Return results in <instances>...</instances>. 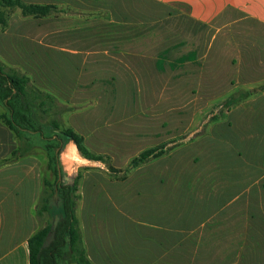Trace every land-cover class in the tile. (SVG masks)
Returning <instances> with one entry per match:
<instances>
[{
    "label": "rangeland",
    "instance_id": "obj_1",
    "mask_svg": "<svg viewBox=\"0 0 264 264\" xmlns=\"http://www.w3.org/2000/svg\"><path fill=\"white\" fill-rule=\"evenodd\" d=\"M62 8L68 13L42 20L22 18L15 10L0 31L5 33L0 48L27 70L0 62L69 101L65 104L74 110L64 117L67 125L83 136L86 148L109 156L114 168H124L144 149L187 135L180 147L122 181L92 162L79 169L76 216L92 261L105 246L107 264H264V92L211 122L221 113L219 100L233 90L264 89V71L253 72L264 65V52L263 58L251 53L257 44L264 51V31L245 21L223 30L152 19L146 25L152 45L162 43L154 38L173 35L166 43L182 38L184 50L177 64L159 61L166 73L158 76L149 57H130L128 71L124 50L116 52L122 68L92 55L101 49L108 56L115 41L105 12ZM117 43L126 47V41ZM241 60L250 64L246 72ZM30 140L40 141L37 135ZM70 144L61 150L64 157ZM42 145L31 149L41 160V188L42 178L55 181ZM62 163L76 167L67 159ZM59 173L64 184L76 176H66L60 167ZM39 221L40 227L47 222Z\"/></svg>",
    "mask_w": 264,
    "mask_h": 264
},
{
    "label": "crops",
    "instance_id": "obj_2",
    "mask_svg": "<svg viewBox=\"0 0 264 264\" xmlns=\"http://www.w3.org/2000/svg\"><path fill=\"white\" fill-rule=\"evenodd\" d=\"M22 1L33 4L53 5L59 8L68 7L70 9L81 10L82 12H105L109 18V22L112 24L111 38L115 40L111 42L112 52L110 50V53L107 56L103 53V50L97 49L94 50V54L92 55L103 57V60H106L104 58H107L108 60H111L112 64L115 62L119 68H122V66L118 65L116 52L124 50L127 52L128 58L126 61L127 66L123 67H126L127 69L130 57H149L153 64L152 67L153 69L155 68L156 75L158 76H162L164 75L163 73H166L161 72L160 63L162 62L159 61L162 60L163 63L167 64L171 63V61L173 63L174 61L173 64H177V62L184 56V50H181L182 44L180 41H182V38L177 42L170 44L166 43L172 41V38L175 37L173 35L168 38L163 37V39L161 36L158 39L154 38V40L161 41L162 43L152 45L148 39L150 37L151 41L152 38L148 27H146V25L152 24V19H154L153 23H159V25H161L162 22H171V24L176 22V25L190 24L192 27L191 29H194L193 26L195 29H198L200 26L210 27L213 25L214 27L221 26L223 30L234 24L237 25L240 21H245L248 24H254L260 28L262 34L264 31V0ZM152 13H154L156 17L152 18ZM48 17L36 18V20H42ZM136 25H140L137 30ZM169 31L173 33L172 28ZM1 34L2 37L5 36V33H0V36ZM189 35L192 37V33ZM156 36L158 37V35ZM176 36L178 35L176 34ZM100 37L101 36L96 37L95 40L100 39ZM256 39L263 40V37H258L257 35ZM118 41H126V47H123L122 45H119L118 47V45H116L118 44ZM256 46L257 48H253L254 50L251 51V53L256 55V57L260 56L263 58V56H261L264 52L263 48H259L258 44ZM243 54L246 56V51L242 53L240 52V56ZM11 56L12 55H8L6 51L0 48V58L4 62H8L11 66H20L24 70H27L22 62L14 57L15 55ZM156 56H161L162 59H155L154 62L153 57L156 58ZM262 58H259V60H262ZM251 60L253 59L249 56V59H247L246 62L248 61V63H250ZM255 60H257V58H255ZM99 62L101 61H95L98 65ZM157 63H159L158 70L156 69ZM241 63V70L243 69L246 72L250 64L245 63V60H241ZM257 67L254 68L255 71L253 72L258 73L264 71V65L261 63ZM169 70L170 72H177L175 69L171 70L169 68ZM120 71L122 72V70ZM128 71L131 70L128 69ZM132 73L133 72H131V74ZM53 95L63 103H69V101L62 99V97L55 94ZM262 95L263 94H260L250 99L254 100ZM242 103L243 102L240 104ZM232 110L233 109L227 114L231 113ZM70 146H73V148L75 147L73 143H71L69 147ZM16 149L17 141L15 140L14 135L0 122V264H30L28 240L40 229V221L36 216V211L41 191V160L39 155L31 151L23 157H12V153ZM241 212L242 211H240V213ZM228 213L230 215V212ZM211 215H213L212 212H210V217H212ZM83 238V242H85L84 233ZM87 248L86 255L92 264H107V255L104 252L105 246L100 247V250L103 252L100 250L97 254L96 252H93L95 257L94 261L90 258L89 249Z\"/></svg>",
    "mask_w": 264,
    "mask_h": 264
},
{
    "label": "trees",
    "instance_id": "obj_3",
    "mask_svg": "<svg viewBox=\"0 0 264 264\" xmlns=\"http://www.w3.org/2000/svg\"><path fill=\"white\" fill-rule=\"evenodd\" d=\"M15 10L22 18L34 19L68 13V10L53 5L26 3L22 0H0V31L7 28L9 17ZM258 87L260 88H237L221 98V113L213 115L211 122L219 121L221 115L228 113L241 102L262 94L264 89L260 90ZM0 107L3 110L0 113V122L12 132L17 141V149L12 153V157H23L35 144L42 143L48 157L47 167L55 175L53 183L45 177L42 178L36 216L39 220L45 218L47 222L28 240L30 264H92L86 255L81 227L76 216L79 200L77 187L81 174H77L70 184L59 181L57 154L66 143L74 141L81 158L86 157L89 162H103L107 166L106 175L112 180L122 181L134 169L180 147L187 137L184 135L144 149L133 156L124 168H114L110 165L109 156L86 148L83 136L67 125L64 117L73 112L72 106L35 86L26 72L1 62ZM192 132L193 130L190 133ZM34 135H37L41 142H31L30 136ZM55 217L58 221L53 228L52 221ZM48 219L52 221L49 222Z\"/></svg>",
    "mask_w": 264,
    "mask_h": 264
},
{
    "label": "clouds",
    "instance_id": "obj_4",
    "mask_svg": "<svg viewBox=\"0 0 264 264\" xmlns=\"http://www.w3.org/2000/svg\"><path fill=\"white\" fill-rule=\"evenodd\" d=\"M69 143L75 144V142L71 141V140L69 141ZM62 159H68V160H71V161L75 162L76 167L75 168H71V169L67 168L62 163ZM57 161H58L59 167L64 170L65 175L68 176V177H73V176L79 174V169L81 167H87L90 164L89 160L86 157L85 158H81V156L77 154V148L76 147H74L71 150V153L69 155H67L66 157H64L61 152H58ZM92 163H95L101 169L107 170V166L104 165L103 162L97 161V162H92Z\"/></svg>",
    "mask_w": 264,
    "mask_h": 264
},
{
    "label": "water",
    "instance_id": "obj_5",
    "mask_svg": "<svg viewBox=\"0 0 264 264\" xmlns=\"http://www.w3.org/2000/svg\"><path fill=\"white\" fill-rule=\"evenodd\" d=\"M56 197V195H54V198ZM57 221H58V218L55 217L54 218V221H53V224H52V227L55 228L56 224H57Z\"/></svg>",
    "mask_w": 264,
    "mask_h": 264
},
{
    "label": "bare ground",
    "instance_id": "obj_6",
    "mask_svg": "<svg viewBox=\"0 0 264 264\" xmlns=\"http://www.w3.org/2000/svg\"><path fill=\"white\" fill-rule=\"evenodd\" d=\"M73 149V146H70L69 149H68V154L69 155L71 153V150ZM66 160V159H65ZM68 161V159H67ZM73 161L69 160V163H72Z\"/></svg>",
    "mask_w": 264,
    "mask_h": 264
}]
</instances>
